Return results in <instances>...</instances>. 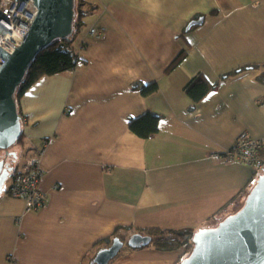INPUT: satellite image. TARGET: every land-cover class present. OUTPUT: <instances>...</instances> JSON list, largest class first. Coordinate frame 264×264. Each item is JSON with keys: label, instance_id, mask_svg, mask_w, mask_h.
<instances>
[{"label": "crops", "instance_id": "obj_1", "mask_svg": "<svg viewBox=\"0 0 264 264\" xmlns=\"http://www.w3.org/2000/svg\"><path fill=\"white\" fill-rule=\"evenodd\" d=\"M82 1L79 64L20 101L23 160L13 170L46 142L47 204L24 214L7 180L0 264H93L119 228L214 229L262 175L223 154L242 137L264 139V0ZM198 75L216 88L194 104L185 88ZM154 83L149 96L136 89ZM147 113L159 131L143 139L130 125ZM121 251L114 264H181L188 252Z\"/></svg>", "mask_w": 264, "mask_h": 264}, {"label": "water", "instance_id": "obj_2", "mask_svg": "<svg viewBox=\"0 0 264 264\" xmlns=\"http://www.w3.org/2000/svg\"><path fill=\"white\" fill-rule=\"evenodd\" d=\"M38 14L23 43L9 54L0 47V150L10 149L23 135L22 118L14 95L35 58L55 40L73 33L75 0H33ZM204 18L191 22L187 29L201 25ZM15 48V47H14ZM13 170L0 161V193ZM152 238L140 233L127 241L115 238L99 250L93 264H109L125 247H148ZM181 264H264V174L247 196L239 212L227 217L217 228L200 229L193 237V250Z\"/></svg>", "mask_w": 264, "mask_h": 264}, {"label": "trees", "instance_id": "obj_3", "mask_svg": "<svg viewBox=\"0 0 264 264\" xmlns=\"http://www.w3.org/2000/svg\"><path fill=\"white\" fill-rule=\"evenodd\" d=\"M84 4L85 2L82 0H75L73 33L67 38L55 40L52 44L45 48L31 64L23 82L14 95L19 114L20 101L22 97L30 88L39 82V80L44 77L55 76L72 71L79 64L80 58L76 50L75 40L78 33L81 31L83 19L86 16V12L83 9ZM184 54L182 56H184ZM177 66L178 62L176 61V63L173 64L172 69ZM137 88L142 90L144 96L154 94L159 89L158 85L155 83L149 86L136 84V89ZM215 88L216 87L211 85L204 76L198 75L187 84L185 92L194 104H198L208 94L215 90ZM130 129L137 136L147 139L159 131V116L153 113H147L143 117L134 120L130 125ZM22 140L23 136H21L18 140V144H20ZM242 207H240L234 214L239 212ZM131 231V228H119L112 238L110 237L102 241L104 244L103 246L107 247L111 245L114 238H120L123 241H127L129 238L128 235ZM137 233L151 237L152 243L148 247H154L157 250L170 252L186 247L188 252L185 258H187L193 250V237L196 232L192 229H149L139 231Z\"/></svg>", "mask_w": 264, "mask_h": 264}, {"label": "built area", "instance_id": "obj_4", "mask_svg": "<svg viewBox=\"0 0 264 264\" xmlns=\"http://www.w3.org/2000/svg\"><path fill=\"white\" fill-rule=\"evenodd\" d=\"M37 14L33 0H0V47L13 54L23 43ZM90 34L101 37L96 28H92ZM0 61L4 63L1 57ZM46 149L45 142L40 149L29 151L20 170H12L8 178V194L23 201L24 214L37 213L47 204V193L42 188L47 172L43 166ZM214 156L220 157L217 154ZM223 156L226 160L243 163L258 173L264 172V139L242 137Z\"/></svg>", "mask_w": 264, "mask_h": 264}, {"label": "rangeland", "instance_id": "obj_5", "mask_svg": "<svg viewBox=\"0 0 264 264\" xmlns=\"http://www.w3.org/2000/svg\"><path fill=\"white\" fill-rule=\"evenodd\" d=\"M85 24H86V22L83 24V28L85 27ZM0 151H2V150H0ZM10 152H11V153H15L17 156H16V157H14V156H12V155H11V156H10V155L7 156V155L5 154V152L3 151V152H1V153H2V154H1V155H2V157H1V161L6 160V162H7L8 164H10L11 167L16 168V166L18 167V165H20L21 162H22V160H23V150L20 148V145H19L18 142H17L16 145L13 146V147L10 149ZM259 173H260V174H264V172H262V171H260ZM8 182H9V181H7V182L5 183V185L3 186V187H4V188H3L4 192H2V194L5 193ZM121 252H122V251H121ZM119 256H120V253H119V255H118L115 259H113V260L110 262V264H114V263H116V262L118 261V259H119Z\"/></svg>", "mask_w": 264, "mask_h": 264}, {"label": "clouds", "instance_id": "obj_6", "mask_svg": "<svg viewBox=\"0 0 264 264\" xmlns=\"http://www.w3.org/2000/svg\"><path fill=\"white\" fill-rule=\"evenodd\" d=\"M263 175V174H262Z\"/></svg>", "mask_w": 264, "mask_h": 264}]
</instances>
